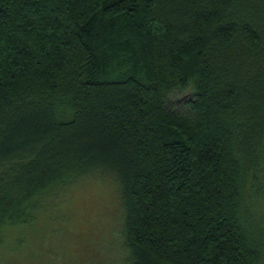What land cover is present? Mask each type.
<instances>
[{
  "label": "trees",
  "instance_id": "1",
  "mask_svg": "<svg viewBox=\"0 0 264 264\" xmlns=\"http://www.w3.org/2000/svg\"><path fill=\"white\" fill-rule=\"evenodd\" d=\"M95 173L121 247L18 263L264 264V0H0V264Z\"/></svg>",
  "mask_w": 264,
  "mask_h": 264
},
{
  "label": "rangeland",
  "instance_id": "2",
  "mask_svg": "<svg viewBox=\"0 0 264 264\" xmlns=\"http://www.w3.org/2000/svg\"><path fill=\"white\" fill-rule=\"evenodd\" d=\"M60 198V206H53L52 211L44 214L47 217L43 216L37 221V233L26 229L5 237L6 250L1 264H17L22 259L27 260L32 250L37 249V244H40L38 240L43 234V237L53 240L54 250L57 249L59 253H72L74 249L81 251L86 244H91L90 241L96 242L94 246L113 253L116 251L110 249L121 247L124 208L119 183L113 176L92 174L75 183ZM37 214L40 217V212ZM49 238L48 242H51ZM64 244L70 250H65ZM27 263L21 261L18 264Z\"/></svg>",
  "mask_w": 264,
  "mask_h": 264
}]
</instances>
